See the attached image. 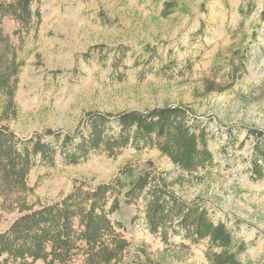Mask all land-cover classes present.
Here are the masks:
<instances>
[{
	"label": "rangeland",
	"instance_id": "obj_1",
	"mask_svg": "<svg viewBox=\"0 0 264 264\" xmlns=\"http://www.w3.org/2000/svg\"><path fill=\"white\" fill-rule=\"evenodd\" d=\"M263 8L264 0H33L38 15L28 24L6 16L3 49L16 52L19 66L12 101L0 90V128L24 141L45 139L56 151L52 162L34 157L31 189L21 197L39 207L76 185L113 181L127 164L136 174L155 170L176 194L227 224L241 264H264V177L252 170L255 159L264 167ZM168 104L191 108L189 122L209 134L211 163L184 171L143 143L115 153L93 148L69 161L75 150L64 133H77V142L90 115ZM120 196L110 217L130 244L117 264H214L208 237L195 242L182 232L164 240L148 227L143 200ZM17 204L0 205V233L20 216Z\"/></svg>",
	"mask_w": 264,
	"mask_h": 264
},
{
	"label": "trees",
	"instance_id": "obj_2",
	"mask_svg": "<svg viewBox=\"0 0 264 264\" xmlns=\"http://www.w3.org/2000/svg\"><path fill=\"white\" fill-rule=\"evenodd\" d=\"M32 3L33 0H0V90L8 91L11 101L19 64L15 51L3 49V45L9 44V35L1 24L8 15L28 24L38 15ZM190 112L186 105L168 104L147 111L90 115L84 125L88 131L79 130L77 142L72 140L79 136L77 133H64V144L74 145L75 150L67 156L75 163L93 148L103 147L115 153L123 146L143 143L157 146L184 171L196 170L211 163L214 155L208 132L189 122ZM252 132L262 139L260 130ZM48 133L55 138L61 136L52 130ZM263 148L261 143L259 149ZM55 153L45 139L24 141L16 138L13 131L0 128V197L4 199L0 205L17 202L20 213L0 233V264H36L38 260L65 264L79 255L83 264H117L130 244L117 232L118 227L124 228L123 224L110 217L120 208L121 194L128 203L143 200L148 227L153 233L160 232L164 240L182 232L195 242L208 237L212 248L207 255L214 264H241L236 251H232L234 240L227 224L214 222L199 201L180 197L165 175L155 170L143 169L136 174L135 167L127 164L113 181L87 188L76 185L60 201L39 207L28 205L21 194L31 189L26 178L34 157L42 154L52 162ZM252 170L258 178L264 177V167L256 159Z\"/></svg>",
	"mask_w": 264,
	"mask_h": 264
}]
</instances>
